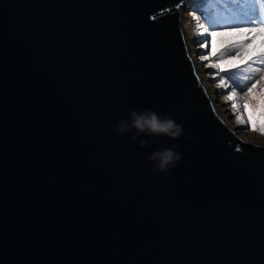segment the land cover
Returning a JSON list of instances; mask_svg holds the SVG:
<instances>
[{"label": "water", "instance_id": "1", "mask_svg": "<svg viewBox=\"0 0 264 264\" xmlns=\"http://www.w3.org/2000/svg\"><path fill=\"white\" fill-rule=\"evenodd\" d=\"M184 2L0 0V264H264V145L216 113Z\"/></svg>", "mask_w": 264, "mask_h": 264}, {"label": "rangeland", "instance_id": "2", "mask_svg": "<svg viewBox=\"0 0 264 264\" xmlns=\"http://www.w3.org/2000/svg\"><path fill=\"white\" fill-rule=\"evenodd\" d=\"M186 2L182 8L178 9L186 36V46L216 113L243 140L264 145V55H258L255 60L256 64L251 66L252 68L245 67L249 69L242 72L241 80H237L235 83L233 78L229 77L231 69H227L223 64V68L227 69L223 71L222 61L215 59L218 58L216 54V57L210 54L212 41L210 33L213 30H208L200 14L194 15L195 8L189 5L188 0ZM228 9L231 11L233 8ZM215 15L214 20L216 21L212 25L214 29L222 30L223 27L257 28V25L253 27L248 25L242 15L231 17L224 8L219 9ZM220 21L226 23L227 26L219 23L217 27H214L215 23ZM246 35L252 37L253 34L247 33ZM260 35L259 32L255 34L257 41H259ZM250 43H253L251 38L248 39V44ZM237 50L238 48H232L230 45L226 49L230 55H234ZM252 84H256V87L252 89L251 93H248L247 89ZM229 96L233 98L229 99ZM245 105L248 106L247 109ZM249 113H251V121L255 120L254 128L249 120Z\"/></svg>", "mask_w": 264, "mask_h": 264}, {"label": "trees", "instance_id": "3", "mask_svg": "<svg viewBox=\"0 0 264 264\" xmlns=\"http://www.w3.org/2000/svg\"><path fill=\"white\" fill-rule=\"evenodd\" d=\"M188 2L189 5L193 6L196 10L194 15L200 14L201 19L203 18L208 30L210 31L213 30L224 32L225 30L232 29L228 27H223L221 30L218 28L214 29L212 27L213 23L216 21L214 20V18H216L215 14L218 13V10L222 8H224L226 12L230 14L231 17H235L236 15H242L243 20L248 22V25H250L251 27H253L254 25H257V28L264 26V0H188ZM228 8L233 9L230 11ZM219 23L223 24V26H227L225 25L226 23L220 21L215 23L214 27H217ZM245 35V33H238L234 36H217L215 38V54L218 58L215 59H218L217 61L222 62L227 61L229 57L232 56L226 51L229 45L232 48H238L236 53H240L241 58L243 59L244 55L246 54L248 44V39H243ZM210 54L213 55L212 41ZM213 56L216 57L215 55ZM257 57L258 55L253 56L252 59L249 60L247 63H239V67L235 68L231 67V65L225 64L227 69H231V72H229V77L233 78V81L235 83H237V80L240 81L242 78V72L244 73L249 69L245 67H251L255 65V60L257 59ZM252 121L255 122L254 119H252Z\"/></svg>", "mask_w": 264, "mask_h": 264}, {"label": "clouds", "instance_id": "4", "mask_svg": "<svg viewBox=\"0 0 264 264\" xmlns=\"http://www.w3.org/2000/svg\"><path fill=\"white\" fill-rule=\"evenodd\" d=\"M132 116L134 117L132 122L133 126L140 132L147 130L150 133H162L171 137L172 139H179L182 134V127L176 124L172 118H161L157 113L151 112L149 110H146L144 115H137L135 112H133ZM116 129L118 133L131 131L127 122L118 123L116 125ZM132 138L133 140L136 139L135 136ZM147 143L148 142L145 140L140 141L141 146H146ZM175 148L176 145H172L169 148L154 152L149 155V162L154 164L152 169L154 173L167 172L182 159V156L178 152L174 151ZM167 178L168 177H165V179Z\"/></svg>", "mask_w": 264, "mask_h": 264}, {"label": "snow or ice", "instance_id": "5", "mask_svg": "<svg viewBox=\"0 0 264 264\" xmlns=\"http://www.w3.org/2000/svg\"><path fill=\"white\" fill-rule=\"evenodd\" d=\"M259 32L261 35L259 37V41H257L255 34ZM238 33H252V37H249L245 35L243 39H249L251 38L253 40V43H250L247 45V51L244 55L243 59L241 58L240 53H236L235 55H232L229 57L227 61L222 62L221 68L223 71H226L227 69L223 68V64L231 65V67H239V63H247L249 60L252 59L253 56L257 55H264V26H261L259 28H233L225 30L224 32H216L212 31L210 33L212 37V54L215 55L216 53V47H215V38L217 36H234ZM206 46V45H205ZM256 87V84H252L250 88L247 89L248 93L252 92V89ZM232 96H229V99H232ZM245 108L247 109L248 106L245 105ZM249 120L251 121V113H249ZM253 128L255 127V122L251 121Z\"/></svg>", "mask_w": 264, "mask_h": 264}, {"label": "bare ground", "instance_id": "6", "mask_svg": "<svg viewBox=\"0 0 264 264\" xmlns=\"http://www.w3.org/2000/svg\"><path fill=\"white\" fill-rule=\"evenodd\" d=\"M245 140V139H244ZM247 141V140H246Z\"/></svg>", "mask_w": 264, "mask_h": 264}]
</instances>
